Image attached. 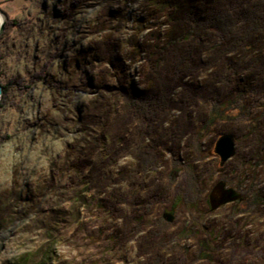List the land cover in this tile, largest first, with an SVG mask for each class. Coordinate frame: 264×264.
<instances>
[{
	"label": "rangeland",
	"instance_id": "obj_1",
	"mask_svg": "<svg viewBox=\"0 0 264 264\" xmlns=\"http://www.w3.org/2000/svg\"><path fill=\"white\" fill-rule=\"evenodd\" d=\"M38 3L37 30L50 38L47 63L30 81L55 93L56 110V97L87 99L73 105L80 143L67 144L63 165L54 163L43 184L0 185V228L14 205L25 206L17 218L38 217L15 264H169L173 255L188 264H236L234 251L264 254V30L225 53L227 42L215 41L204 21L214 8L237 14L252 1ZM100 6L95 24L83 16ZM40 54L37 41L33 64ZM180 55L186 72L176 71ZM21 79L1 85L3 94ZM162 92L164 111L149 110L147 99ZM45 122L41 116L29 127L44 130ZM225 134L235 155L221 166L214 147Z\"/></svg>",
	"mask_w": 264,
	"mask_h": 264
},
{
	"label": "clouds",
	"instance_id": "obj_2",
	"mask_svg": "<svg viewBox=\"0 0 264 264\" xmlns=\"http://www.w3.org/2000/svg\"><path fill=\"white\" fill-rule=\"evenodd\" d=\"M0 7L8 14L7 18L0 14V29L7 25L6 30L0 31V85L7 86L18 75L22 77L19 89L12 86L7 94H0V185L2 190H8L16 184L22 187L25 181L34 185L43 184L54 163L64 164L65 161L58 157H64L67 144L80 143V136L75 134V129L80 125L75 122L73 105L87 97L76 93H69L67 99L56 97L59 110L53 109L55 93L50 94L46 87L30 81V74L40 72L41 67L47 63L44 53L48 51L50 38L47 33L42 37L37 30L39 26L36 17L40 15L38 0L27 6L21 3H0ZM29 11L33 13L32 16H28ZM101 12L102 6L86 9L83 16L95 24ZM14 22L22 23V29L14 27ZM37 41L41 45V58L39 63L33 64V46ZM58 78L68 79L59 74ZM41 116L48 117L44 130L29 127ZM65 117H71V121H66ZM51 121L57 122L59 126L51 127ZM65 128L70 131L66 132ZM59 182L67 183V175ZM24 207L14 205L5 227L0 228V245H6L0 250V264L6 261L15 264L26 251V231L36 224L38 217L33 211L26 218H17V209ZM10 232L15 235H10Z\"/></svg>",
	"mask_w": 264,
	"mask_h": 264
},
{
	"label": "trees",
	"instance_id": "obj_3",
	"mask_svg": "<svg viewBox=\"0 0 264 264\" xmlns=\"http://www.w3.org/2000/svg\"><path fill=\"white\" fill-rule=\"evenodd\" d=\"M251 6L246 10L234 14V10L229 6H220L221 8H214L207 15L205 21V28L209 31V34L215 41L227 42L228 46L225 49V53L238 51L244 47L245 44L252 38L260 35L264 30V0H251ZM198 25V22H196ZM241 24L244 29L237 35L238 25ZM201 31V30H200ZM199 31V32H200ZM200 34V33H199ZM197 36H199L197 34ZM224 53V52H223ZM186 56L180 55L176 71H187ZM159 89V88H158ZM159 97L156 101H153L150 97L146 103L149 110L152 111H164V107L167 101V95L165 93H159ZM135 108V106H133ZM153 107V109H151ZM136 112V111H135ZM183 182V180H182ZM182 182H179V186H182ZM177 187L176 191H178ZM186 191V190H185ZM187 192V191H186ZM153 247L156 253H159L160 246L156 245V237L152 240ZM234 255H240L236 264H264V254L262 252L256 253L251 250L245 251L243 254L234 251ZM169 264H188L187 260L182 256L173 255L169 260ZM202 264H210L204 262Z\"/></svg>",
	"mask_w": 264,
	"mask_h": 264
},
{
	"label": "water",
	"instance_id": "obj_4",
	"mask_svg": "<svg viewBox=\"0 0 264 264\" xmlns=\"http://www.w3.org/2000/svg\"><path fill=\"white\" fill-rule=\"evenodd\" d=\"M0 14H3L6 18V14L0 10ZM5 29V26H4ZM4 29H0L3 31ZM0 94H3V88L0 85ZM214 152L220 158V165L222 166L227 160H230L235 155V142L231 135L225 134L219 137L217 140Z\"/></svg>",
	"mask_w": 264,
	"mask_h": 264
}]
</instances>
